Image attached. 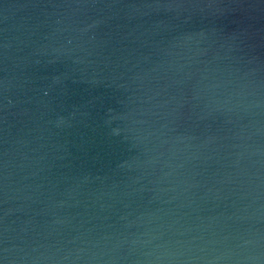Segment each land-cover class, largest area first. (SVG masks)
Masks as SVG:
<instances>
[{"label":"water","instance_id":"1","mask_svg":"<svg viewBox=\"0 0 264 264\" xmlns=\"http://www.w3.org/2000/svg\"><path fill=\"white\" fill-rule=\"evenodd\" d=\"M0 264H264V0H0Z\"/></svg>","mask_w":264,"mask_h":264}]
</instances>
